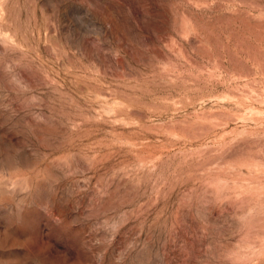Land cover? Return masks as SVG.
<instances>
[{"label": "rangeland", "instance_id": "obj_1", "mask_svg": "<svg viewBox=\"0 0 264 264\" xmlns=\"http://www.w3.org/2000/svg\"><path fill=\"white\" fill-rule=\"evenodd\" d=\"M0 264H264V0H0Z\"/></svg>", "mask_w": 264, "mask_h": 264}]
</instances>
